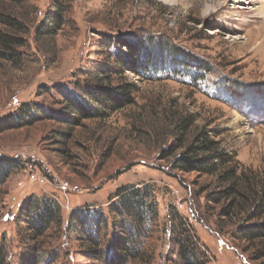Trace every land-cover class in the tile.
<instances>
[{
	"label": "rangeland",
	"instance_id": "rangeland-1",
	"mask_svg": "<svg viewBox=\"0 0 264 264\" xmlns=\"http://www.w3.org/2000/svg\"><path fill=\"white\" fill-rule=\"evenodd\" d=\"M261 1L0 0V11L20 21L25 40L18 59L0 58V160L21 163L0 185V264H30L35 249L36 264H105L114 252L113 223L119 222L120 232L121 220L125 227L136 224L134 210L120 219L110 204L120 200V188L146 186L157 218L145 215L141 238L136 231V240L117 239L142 252L133 264H186L179 244L183 220L203 248L198 264H264L262 243L242 232L264 224V217L244 214L231 221L223 216L226 201L208 198L220 189L216 175L174 170L183 149L164 155L173 148L175 122L192 115L186 141L205 130L220 150L264 176ZM56 10L62 21L57 29L50 20ZM150 38L162 43L164 62L146 69L130 65L110 77L116 53L127 57L130 43ZM174 50L178 55L172 56ZM125 82L137 87L133 103L105 117L84 118L67 109V96L89 100L97 85ZM25 105L31 121L1 130ZM67 112L75 121L66 119ZM31 165L40 173L35 179L28 174ZM62 180L79 189L62 192ZM29 197L53 202L63 217L62 227L49 228L35 242L36 213L23 207ZM78 207L103 214L94 217L97 226L105 225L97 251L80 248L76 235L67 233L68 216Z\"/></svg>",
	"mask_w": 264,
	"mask_h": 264
},
{
	"label": "trees",
	"instance_id": "trees-1",
	"mask_svg": "<svg viewBox=\"0 0 264 264\" xmlns=\"http://www.w3.org/2000/svg\"><path fill=\"white\" fill-rule=\"evenodd\" d=\"M12 3L22 4L25 0H4ZM14 3V4H15ZM51 22L55 24L56 29L61 27V14L58 10L53 12L50 18ZM51 27V26H50ZM53 28V27H52ZM22 25L16 18L11 17L0 11V58L5 60H15L20 57L19 49L24 47L25 40L19 33H22ZM48 28L45 32L50 34ZM42 32V31H39ZM53 34V33H52ZM153 39V38H152ZM155 44V45H154ZM154 45V46H152ZM167 46V45H166ZM130 50L127 57L124 54L116 53L114 58V66L110 70V77L117 74L122 75L124 68L130 65H142L144 69L157 66L164 62L167 57L164 55L162 43L148 39L136 44L130 43ZM159 51L156 52V49ZM175 51L172 56H175ZM146 56V61H141V57L136 55ZM175 53V54H174ZM132 56H130V55ZM178 55V54H176ZM133 59V60H132ZM120 71V72H119ZM123 77V76H120ZM97 89H90L87 93L89 100L84 96H67L68 111L80 114L84 118H99L105 117L109 113L115 112L122 107L133 103V95L137 91L135 84L125 82L119 83L114 88H107L105 86L97 85ZM28 106V105H25ZM31 111L28 108L21 107L17 112L12 114L11 121H5L3 129L17 128L28 123L31 120L26 119ZM66 119H74V116L68 114ZM76 119H78L76 117ZM195 118L191 115L189 118L179 119L175 122L176 126L173 131L175 142L171 150L165 151L164 155L170 152L182 150L183 152L175 157L172 164L174 170H179L185 173L196 172L201 175H209L217 177L219 183V191H214L209 194L210 201L221 203L226 201L223 216L234 220L236 217L246 214L250 220L264 217V176H260L250 168L244 167L240 162L234 159V156L219 149V143L215 141L211 135L205 130H198L195 135L186 141L187 133L194 125ZM186 141V142H185ZM21 165L15 160H0V185L3 184ZM119 197L118 203L110 204L109 210L112 216L122 218L127 215L130 210H134L132 214L136 224L126 225L122 221L124 230L119 231V222L113 223V243L114 249L105 264H133L142 259V252L137 247L128 242L118 243L119 234L131 237L137 231L136 236L143 235L144 231V217L151 215L157 218L156 201L152 197V190L149 186L145 190L137 189L135 187L120 188L116 195ZM153 199L152 202H148ZM25 213L35 212L37 222L34 220L33 242L37 241L43 236L49 228L62 227L63 217L61 208L56 206L53 202L45 201L42 203L38 199L29 197L23 204ZM40 211V213L38 212ZM100 213V211H98ZM38 214V215H37ZM91 215L86 207H78L73 209L68 216L67 233L71 232L76 235V242L79 243L80 248L90 251H97L101 249L103 240L101 232L104 227L97 226L95 218H103L102 212L100 214ZM38 216V217H37ZM95 217V218H94ZM184 221V220H183ZM179 224L186 229L188 233V225L184 223ZM122 228V227H121ZM136 229V230H135ZM184 232L183 238H179L181 246L180 256L186 264H198L199 260L203 258L204 251L198 242L193 241V235ZM243 232V235L249 241H260L264 249V224L255 225ZM134 236V235H133ZM132 238V237H131ZM136 240L135 236L133 240ZM138 241V240H137ZM202 248V249H200ZM32 259H28L30 264H36L37 259L40 258L35 252L31 253Z\"/></svg>",
	"mask_w": 264,
	"mask_h": 264
},
{
	"label": "built area",
	"instance_id": "built-area-1",
	"mask_svg": "<svg viewBox=\"0 0 264 264\" xmlns=\"http://www.w3.org/2000/svg\"><path fill=\"white\" fill-rule=\"evenodd\" d=\"M28 174L30 176H32L34 179L37 178V176L40 174V173H37L34 168L32 167V165L29 167L28 169ZM47 174V173H46ZM41 180L44 179L43 176H41V178H39ZM48 179V178H47ZM60 190L66 194H69L71 191L73 190H78L79 189V186L78 185H74L73 183H71L70 181H67V180H62L61 183H60V186H59ZM45 192L49 195H51L54 199H57L58 201V198L55 197L54 194H52L51 191L49 190H45Z\"/></svg>",
	"mask_w": 264,
	"mask_h": 264
},
{
	"label": "bare ground",
	"instance_id": "bare-ground-1",
	"mask_svg": "<svg viewBox=\"0 0 264 264\" xmlns=\"http://www.w3.org/2000/svg\"><path fill=\"white\" fill-rule=\"evenodd\" d=\"M225 2H227V0H225ZM261 5H262L263 11H264V0L261 1Z\"/></svg>",
	"mask_w": 264,
	"mask_h": 264
}]
</instances>
